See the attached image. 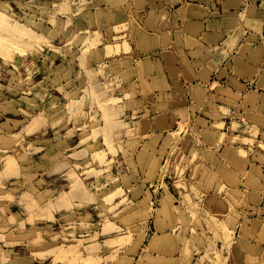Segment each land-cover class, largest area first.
<instances>
[{
    "label": "rangeland",
    "instance_id": "rangeland-1",
    "mask_svg": "<svg viewBox=\"0 0 264 264\" xmlns=\"http://www.w3.org/2000/svg\"><path fill=\"white\" fill-rule=\"evenodd\" d=\"M189 4L0 0V264H264L262 110Z\"/></svg>",
    "mask_w": 264,
    "mask_h": 264
},
{
    "label": "crops",
    "instance_id": "crops-1",
    "mask_svg": "<svg viewBox=\"0 0 264 264\" xmlns=\"http://www.w3.org/2000/svg\"><path fill=\"white\" fill-rule=\"evenodd\" d=\"M192 2L193 4H189L190 8H193L194 5L208 10L207 16L198 17V24L203 26V31L199 33L198 38L206 35L214 40L212 44L202 40L204 47L209 51L212 50L213 54H209L208 62L203 63L200 60L201 69L205 74H213L217 79L218 73L224 69V83L229 79L233 83L236 81L242 84L247 91H252L247 94L255 97L253 103L250 104H255L256 110L258 107H262L260 114L264 117V0H192ZM214 11H217V16L211 19V14H214ZM224 14H233V18L231 17L233 22L226 23ZM244 15L246 18L242 20L241 17ZM212 20H216V27L209 28L207 25ZM199 59L201 58L199 57ZM226 61L228 62L227 66ZM191 70L193 73H190V76L197 79L200 76L199 69L192 67ZM250 127L259 131L256 143L261 144L262 142L264 146V124L252 122ZM237 134L235 132L233 137ZM236 145L235 147L238 146ZM248 179L256 182V186L251 187L264 186L263 174L261 179L256 176L247 178L246 183ZM248 191H252V189ZM254 191L256 192V190L252 191L253 194H255ZM164 224L167 225V222ZM262 242L264 243V241Z\"/></svg>",
    "mask_w": 264,
    "mask_h": 264
},
{
    "label": "bare ground",
    "instance_id": "bare-ground-1",
    "mask_svg": "<svg viewBox=\"0 0 264 264\" xmlns=\"http://www.w3.org/2000/svg\"><path fill=\"white\" fill-rule=\"evenodd\" d=\"M105 29V28H104ZM116 29V28H115ZM108 45V44H107ZM118 45V44H117ZM111 50V49H110ZM115 52V51H114ZM234 85L235 86H241L242 84H239V83H237L236 81L234 82ZM243 86V85H242ZM222 93L224 94V96L226 97V96H230V95H237V94H234V93H236V92H234V93H232V92H230V90L227 88V89H222ZM227 98V97H226ZM220 99V98H219ZM228 99V98H227ZM254 99H255V97H253V96H249V101H251V102H249V103H253V101H254ZM224 103V102H223ZM226 104V103H225ZM261 108L262 107H258L257 109H260L261 110ZM250 117L251 118H254L255 119V121L256 122H264V117H262L261 116V114H260V112L259 113H251L250 114ZM247 124V123H246ZM221 125V124H220ZM252 125V124H251ZM262 140V139H261ZM262 143V142H261ZM260 147V146H259ZM227 149H225V151L223 152V154H225V157H227L229 160H230V163H238V161H239V159H240V157H241V151L239 152V147L237 148V147H234V146H232V147H226ZM240 149H242V148H240ZM261 149V148H260ZM224 150V149H223ZM243 150V149H242ZM264 157V156H263ZM157 158V157H156ZM158 160V159H157ZM256 162V161H255ZM227 164V163H226ZM255 167H258L257 165L255 166ZM238 168H240V167H238ZM234 170H236L235 168H234ZM251 170L253 171V172H255L256 174H258L259 175V173H258V171H256V170H254V169H252L251 168ZM261 170V169H260ZM238 171L239 170H236V172L238 173ZM249 173H250V171H248ZM245 174V173H244ZM262 174V173H261ZM231 177H233V175H231ZM239 177H241V176H239ZM257 177V176H256ZM239 180V179H238ZM258 180V179H257ZM249 183H250V179H248V181H247V184H248V186H250L249 185ZM249 196V198H252V200H254V199H256L257 197L254 195V194H251L250 193V195H248ZM242 206H243V204H242ZM257 223H259V222H253V224H257ZM260 228H258V230L259 231H257V237H256V240H254L255 242V244H257V242H262V241H264V231H263V228H264V223H260ZM262 230V231H261ZM163 236H165V235H163ZM162 235H156L155 237H153L152 239H151V241L149 242V244H148V247L150 248V249H153V250H155V249H158L164 242H166V240H168V239H166L165 240V238L163 237ZM253 239H255V236H254V238ZM254 243H250V244H254ZM249 247L251 248V250L252 251H257V248H255V246H250L249 245ZM261 248H259V250H260ZM263 249V248H262ZM264 251V250H263Z\"/></svg>",
    "mask_w": 264,
    "mask_h": 264
},
{
    "label": "built area",
    "instance_id": "built-area-1",
    "mask_svg": "<svg viewBox=\"0 0 264 264\" xmlns=\"http://www.w3.org/2000/svg\"><path fill=\"white\" fill-rule=\"evenodd\" d=\"M243 1H247V0H243Z\"/></svg>",
    "mask_w": 264,
    "mask_h": 264
}]
</instances>
